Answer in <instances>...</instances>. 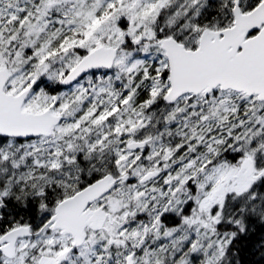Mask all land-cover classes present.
<instances>
[{
    "label": "snow or ice",
    "instance_id": "1",
    "mask_svg": "<svg viewBox=\"0 0 264 264\" xmlns=\"http://www.w3.org/2000/svg\"><path fill=\"white\" fill-rule=\"evenodd\" d=\"M0 264H264V0H0Z\"/></svg>",
    "mask_w": 264,
    "mask_h": 264
}]
</instances>
